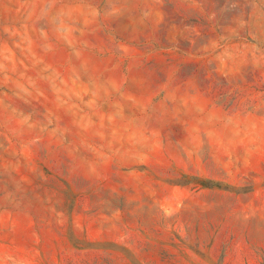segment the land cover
<instances>
[{"label": "rangeland", "instance_id": "1", "mask_svg": "<svg viewBox=\"0 0 264 264\" xmlns=\"http://www.w3.org/2000/svg\"><path fill=\"white\" fill-rule=\"evenodd\" d=\"M0 264H264V0H0Z\"/></svg>", "mask_w": 264, "mask_h": 264}]
</instances>
